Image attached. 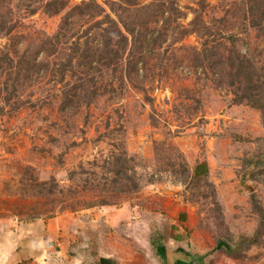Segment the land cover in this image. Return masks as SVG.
I'll use <instances>...</instances> for the list:
<instances>
[{
    "label": "rangeland",
    "instance_id": "rangeland-1",
    "mask_svg": "<svg viewBox=\"0 0 264 264\" xmlns=\"http://www.w3.org/2000/svg\"><path fill=\"white\" fill-rule=\"evenodd\" d=\"M190 262L264 264V0H0V264Z\"/></svg>",
    "mask_w": 264,
    "mask_h": 264
},
{
    "label": "crops",
    "instance_id": "crops-1",
    "mask_svg": "<svg viewBox=\"0 0 264 264\" xmlns=\"http://www.w3.org/2000/svg\"><path fill=\"white\" fill-rule=\"evenodd\" d=\"M17 244H20V242H18ZM26 245H25V247H20L19 248V250H21V251H19L20 252V254H24V253H26ZM22 257H20V259H21Z\"/></svg>",
    "mask_w": 264,
    "mask_h": 264
},
{
    "label": "water",
    "instance_id": "water-1",
    "mask_svg": "<svg viewBox=\"0 0 264 264\" xmlns=\"http://www.w3.org/2000/svg\"><path fill=\"white\" fill-rule=\"evenodd\" d=\"M188 264H193L192 262L188 263Z\"/></svg>",
    "mask_w": 264,
    "mask_h": 264
}]
</instances>
